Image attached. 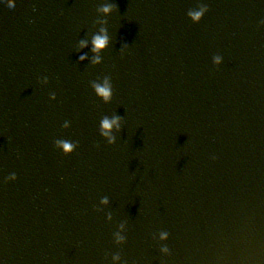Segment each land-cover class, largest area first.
Returning a JSON list of instances; mask_svg holds the SVG:
<instances>
[{
	"label": "water",
	"instance_id": "water-1",
	"mask_svg": "<svg viewBox=\"0 0 264 264\" xmlns=\"http://www.w3.org/2000/svg\"><path fill=\"white\" fill-rule=\"evenodd\" d=\"M8 3L0 262L264 264V0Z\"/></svg>",
	"mask_w": 264,
	"mask_h": 264
},
{
	"label": "clouds",
	"instance_id": "clouds-1",
	"mask_svg": "<svg viewBox=\"0 0 264 264\" xmlns=\"http://www.w3.org/2000/svg\"><path fill=\"white\" fill-rule=\"evenodd\" d=\"M115 5H112V4H105L101 9L100 11L104 12V13H109L112 8L114 7ZM0 8L2 9H6L7 12L11 15L14 13V9L9 5L8 3V0H0ZM205 9L204 8H201L199 11H195V12H190L189 15L193 18V20H198L200 18V16L202 15L203 11ZM260 23L261 24H264V19H261L260 20ZM104 33V29H101V34H97V35H94L93 38H92V50L94 53H98L107 43V36L103 34ZM81 46H84L85 45V41H81ZM79 59H84V56L81 55L79 57ZM95 60H99V55H96L94 57V61ZM215 62L216 63H219L220 60H221V57L220 56H216L214 58ZM46 79V78H45ZM97 93L99 95H101L105 100L109 99L110 97V85L108 84L107 80H105L103 86L101 85H94ZM117 126L119 127L118 125V118L117 117H113L111 119V121H109L107 118H105L103 121H102V128L104 130V135L108 136L109 137V142L111 143L112 140H113V137L109 134V129L111 126ZM56 144L58 147L62 148V150L67 153L69 152L71 149H72V145L66 141H60V140H57L56 141ZM214 158V157H213ZM15 173H12L10 174L9 176L5 177V182L7 181H11V180H15ZM122 227V226H121ZM167 233H161V238H163L164 236H166ZM116 240L117 242H121L124 240V237L122 235H120L119 233H116ZM162 252H164L165 254H169V249L165 246L161 249ZM114 260L116 259H119L118 256H115L113 257ZM0 264H2V262H0Z\"/></svg>",
	"mask_w": 264,
	"mask_h": 264
}]
</instances>
